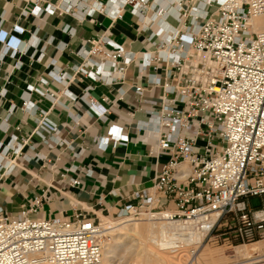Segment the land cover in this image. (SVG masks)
I'll return each mask as SVG.
<instances>
[{"label": "built area", "instance_id": "1", "mask_svg": "<svg viewBox=\"0 0 264 264\" xmlns=\"http://www.w3.org/2000/svg\"><path fill=\"white\" fill-rule=\"evenodd\" d=\"M63 1L36 4L33 12H100L114 20L129 9L145 44L155 47L154 55L143 52L140 70L154 60L165 68L164 76L151 75L163 94L160 102L151 101L139 127L156 138L153 153L168 151L171 159L109 219L159 220L166 214L206 235L223 224L233 226V241L264 240V0ZM258 17L261 27L254 23ZM90 41L85 65L75 69L105 83L123 80L135 54L107 33ZM136 92L141 95L142 86ZM118 137L128 142L127 135ZM22 146L9 145L16 153ZM41 201L35 197L17 215L0 207V264H101L109 222L96 214L39 217Z\"/></svg>", "mask_w": 264, "mask_h": 264}, {"label": "crops", "instance_id": "2", "mask_svg": "<svg viewBox=\"0 0 264 264\" xmlns=\"http://www.w3.org/2000/svg\"><path fill=\"white\" fill-rule=\"evenodd\" d=\"M63 2L0 0V207L17 215L41 196L39 217L114 216L171 159L168 151L153 153L156 138L139 127L163 94L151 75L164 76L165 68L154 60L140 70L143 52L154 55L155 47L145 44L129 9L114 20L100 12H33L36 4ZM106 33L136 56L113 83L75 69L85 65L90 40ZM120 135L128 136L126 144Z\"/></svg>", "mask_w": 264, "mask_h": 264}, {"label": "rangeland", "instance_id": "3", "mask_svg": "<svg viewBox=\"0 0 264 264\" xmlns=\"http://www.w3.org/2000/svg\"><path fill=\"white\" fill-rule=\"evenodd\" d=\"M252 204L253 206H259L260 205V198L259 197H253L252 198ZM105 222L109 221L110 225H112V222H114L112 227V230L110 229L111 233L108 235L105 246L109 243L113 244L115 240L118 239V237L121 235V238L124 240L126 238V235L130 238H132L133 234H130L131 231L123 229V225L129 227V225H132L131 223H139V224H145L148 222H156L155 225H158L159 221L163 219H157V220H132V221H115L110 220L108 216H101ZM122 223V224H121ZM118 225V226H117ZM122 226V227H121ZM110 227V228H111ZM158 227V226H157ZM233 226H225L220 225L216 226L213 232L209 234H202V239L200 242H184V244H181L176 249L171 250H159V248L154 245L148 243L150 248L155 253H159L162 258H165L160 262V264H244L249 261H254L255 259H262L264 258V240L258 241L259 243L257 245H254L256 242L243 244L241 242L233 241L231 238L232 235V228ZM121 228V229H120ZM125 230V231H124ZM155 233L159 234L158 231ZM127 231V232H126ZM122 232H126L125 235L120 234ZM185 234H180L178 236L179 238H189L190 236V230L183 231ZM129 233V234H128ZM246 246V247H245ZM259 246V247H258ZM240 247V248H239ZM256 247V249L252 250L250 248ZM258 247V248H257ZM243 250H240L242 249ZM247 248V249H244ZM249 248V249H248ZM246 250L248 251V254H246ZM163 251V252H162ZM120 256L125 255L123 257H120L117 261H115L113 264L121 262L122 260L125 261L126 264H134L133 258L131 259V256L128 254L127 250L122 251L118 250ZM126 254H125V253ZM244 252V253H243ZM136 264H143V258L138 257ZM213 259V260H212ZM253 259V260H252ZM218 262V263H217ZM263 263V262H261ZM159 264V263H158Z\"/></svg>", "mask_w": 264, "mask_h": 264}, {"label": "bare ground", "instance_id": "4", "mask_svg": "<svg viewBox=\"0 0 264 264\" xmlns=\"http://www.w3.org/2000/svg\"><path fill=\"white\" fill-rule=\"evenodd\" d=\"M262 22H263L262 17H258L254 19V23L257 24L259 27L262 26ZM162 219L163 220L158 222L159 223L158 225H155L156 222L155 223L148 222L145 224H139V223L134 222V223H131L132 225H129V227L125 225H123V227L121 226L123 229L131 231L130 234H133L132 238L126 235V238L123 240L120 235L113 244L111 243L107 244L104 247V256H103V261L101 264H113L120 257L125 258L124 257L125 255L120 256L118 252L119 249L122 251L127 250L128 254L131 256V259L133 258L134 264L137 263V259H139L138 257L143 258V261H144L143 264H158V263L160 264V262L165 258H162L163 256H161L159 253L153 252V250L150 248L148 243L156 245L159 248V250L161 249V250L166 251V250L178 248L181 244H184L185 240L188 243L193 242V241L194 242L201 241L202 234H204V232L195 229L191 225L185 224V222L171 221L167 219L166 214L163 215ZM108 222L109 221H107V223ZM113 223L114 222H112V225L110 226L114 227L113 225L115 223L114 224ZM156 228H157L156 231H158L159 234L155 233ZM185 230H190V235H189L190 237L187 239L182 238V237L179 238L178 236H180L181 233L185 234L183 232ZM125 233L122 232L120 234L125 235ZM258 243L259 242L256 241L254 245H257ZM244 249H247V248H244ZM250 249L254 250L256 249V247H253ZM240 250H243V248ZM248 251L246 250V254H248ZM115 264H126V263L124 260H122L121 262H118ZM244 264H264V258L257 259V260L255 259L254 261L248 260V262Z\"/></svg>", "mask_w": 264, "mask_h": 264}, {"label": "snow or ice", "instance_id": "5", "mask_svg": "<svg viewBox=\"0 0 264 264\" xmlns=\"http://www.w3.org/2000/svg\"><path fill=\"white\" fill-rule=\"evenodd\" d=\"M117 130L116 129H113V132H116Z\"/></svg>", "mask_w": 264, "mask_h": 264}]
</instances>
